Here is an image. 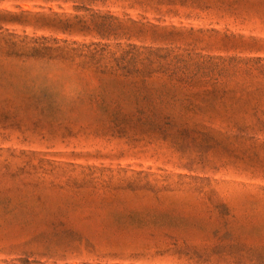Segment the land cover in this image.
Listing matches in <instances>:
<instances>
[{"label": "rangeland", "instance_id": "1", "mask_svg": "<svg viewBox=\"0 0 264 264\" xmlns=\"http://www.w3.org/2000/svg\"><path fill=\"white\" fill-rule=\"evenodd\" d=\"M0 264H264V0H0Z\"/></svg>", "mask_w": 264, "mask_h": 264}]
</instances>
